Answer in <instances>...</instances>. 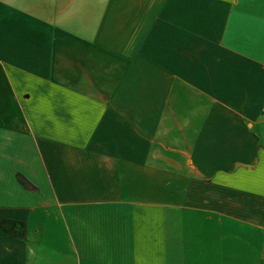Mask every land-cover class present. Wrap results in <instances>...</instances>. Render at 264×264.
Instances as JSON below:
<instances>
[{"label":"crops","instance_id":"crops-1","mask_svg":"<svg viewBox=\"0 0 264 264\" xmlns=\"http://www.w3.org/2000/svg\"><path fill=\"white\" fill-rule=\"evenodd\" d=\"M264 0H0V264H264Z\"/></svg>","mask_w":264,"mask_h":264},{"label":"built area","instance_id":"built-area-1","mask_svg":"<svg viewBox=\"0 0 264 264\" xmlns=\"http://www.w3.org/2000/svg\"><path fill=\"white\" fill-rule=\"evenodd\" d=\"M262 111L264 112V103H263V105H262Z\"/></svg>","mask_w":264,"mask_h":264}]
</instances>
